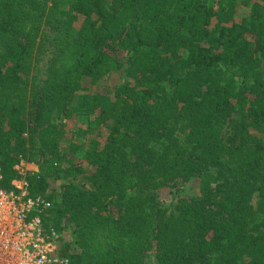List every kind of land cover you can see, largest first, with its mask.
I'll return each instance as SVG.
<instances>
[{
	"label": "trees",
	"instance_id": "1",
	"mask_svg": "<svg viewBox=\"0 0 264 264\" xmlns=\"http://www.w3.org/2000/svg\"><path fill=\"white\" fill-rule=\"evenodd\" d=\"M21 160L70 264H264V0H0Z\"/></svg>",
	"mask_w": 264,
	"mask_h": 264
},
{
	"label": "built area",
	"instance_id": "2",
	"mask_svg": "<svg viewBox=\"0 0 264 264\" xmlns=\"http://www.w3.org/2000/svg\"><path fill=\"white\" fill-rule=\"evenodd\" d=\"M15 170L18 179L12 182L13 190H6L0 167V264H70L59 256V233L44 224L51 204L30 195L27 177L33 169L21 160Z\"/></svg>",
	"mask_w": 264,
	"mask_h": 264
},
{
	"label": "rangeland",
	"instance_id": "3",
	"mask_svg": "<svg viewBox=\"0 0 264 264\" xmlns=\"http://www.w3.org/2000/svg\"><path fill=\"white\" fill-rule=\"evenodd\" d=\"M119 57L123 58V55L120 54ZM111 81L114 82L116 85L120 86L123 81H124V76L122 74V72H120L119 74H114L110 77ZM56 122H59V120H56ZM31 168L33 170H36L35 166L31 165ZM184 191V192H183ZM198 193V189H197V182L193 181L191 183H189L188 185H186V187H184V190H182V193L180 194V196H185V197H194L195 194ZM177 194H165L163 199H162V206L166 209H170L172 204L176 201V196ZM147 264H152V259H148L147 260Z\"/></svg>",
	"mask_w": 264,
	"mask_h": 264
}]
</instances>
